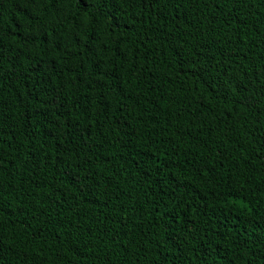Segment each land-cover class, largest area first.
<instances>
[{"label": "trees", "instance_id": "1", "mask_svg": "<svg viewBox=\"0 0 264 264\" xmlns=\"http://www.w3.org/2000/svg\"><path fill=\"white\" fill-rule=\"evenodd\" d=\"M0 264H264V0H0Z\"/></svg>", "mask_w": 264, "mask_h": 264}]
</instances>
